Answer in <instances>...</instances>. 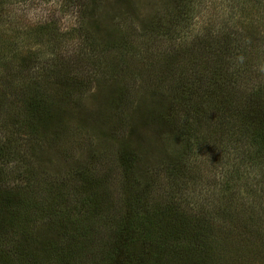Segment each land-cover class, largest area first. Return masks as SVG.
<instances>
[{
    "label": "rangeland",
    "instance_id": "374dc122",
    "mask_svg": "<svg viewBox=\"0 0 264 264\" xmlns=\"http://www.w3.org/2000/svg\"><path fill=\"white\" fill-rule=\"evenodd\" d=\"M227 2L0 0L4 52L21 49L28 43L24 37L29 31L47 24L39 34L38 48L30 47L15 61L6 52L0 58V190L20 185L22 197L35 195L47 203L50 184L65 183L75 189L82 185L80 176H87L103 178L116 204L122 196L118 154L130 148L138 154L135 173L142 180L146 168L161 164L163 171L150 194L169 191L166 180L171 175L164 165L170 162L173 144L167 135L178 121L175 113H165L172 103L171 74L175 69L179 75L184 71L185 80L189 69L209 67L210 55L194 56L199 62L192 56L188 60L184 49L193 45V37L210 20L218 25L229 19ZM181 11L186 12L190 27L179 36L169 23ZM151 24L159 30L149 33ZM168 25L170 34H161ZM36 96L33 110L29 106ZM248 167L250 176L244 172L237 176L242 170L233 174L200 163L198 179L191 172L192 182L183 178L174 188L188 212L199 210L204 199H215V194L220 205L223 183H229L231 197L226 203L233 213L216 223L222 237L218 250L223 247L232 264H261L263 255L257 257L254 251L264 253V174H260L264 167ZM29 228L35 247L56 233L39 223Z\"/></svg>",
    "mask_w": 264,
    "mask_h": 264
},
{
    "label": "trees",
    "instance_id": "16d2710c",
    "mask_svg": "<svg viewBox=\"0 0 264 264\" xmlns=\"http://www.w3.org/2000/svg\"><path fill=\"white\" fill-rule=\"evenodd\" d=\"M224 8L229 19L218 25L210 20L204 31L193 37V45L184 49L188 60L191 56L210 55L209 67L189 69L185 80L184 71L180 70L179 75L178 69H173L171 74L168 88L172 103L165 113H175L178 121L167 135L173 144L170 162L164 165L171 175L166 180L170 190L162 195L150 194L163 171L161 164L146 168L142 180L135 173L138 154L130 148L120 149L118 154L122 196L116 204H112L103 178L80 176L82 185L75 189L66 188L65 183H52L47 203L35 195L22 197L20 185L9 191L2 189L0 264L233 263L227 260L223 247L218 250L222 237L216 223L219 217L233 213L226 203L231 197L229 183H223L220 205L215 203V194V199L205 198L196 211H185L174 190L183 178L184 182L193 181L191 172L198 179L200 163L233 170V174L242 170L237 176L243 172L250 176L248 166L264 167V0H228ZM185 15L181 11L169 23L179 36L188 33L190 27ZM43 26L47 24L25 35L28 43L21 49L5 50L13 56L11 60L30 47L38 48ZM171 27L160 30L161 34H170ZM158 30L151 24L149 33ZM2 49L0 43V58L5 53ZM37 100V96L31 100L29 107L33 110ZM80 175L85 176V171ZM76 178L79 180L78 175ZM136 181L142 184L134 186ZM7 210L10 216L6 217ZM38 223L56 233L35 247L29 226ZM254 253L257 257L263 255L260 263L264 264L263 251Z\"/></svg>",
    "mask_w": 264,
    "mask_h": 264
}]
</instances>
